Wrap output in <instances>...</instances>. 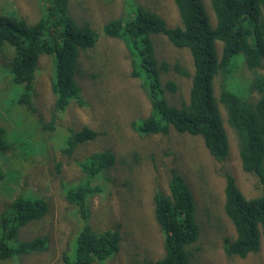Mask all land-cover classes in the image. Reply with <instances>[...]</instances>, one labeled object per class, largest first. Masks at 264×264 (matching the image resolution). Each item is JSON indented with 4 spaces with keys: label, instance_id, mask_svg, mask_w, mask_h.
<instances>
[{
    "label": "trees",
    "instance_id": "1",
    "mask_svg": "<svg viewBox=\"0 0 264 264\" xmlns=\"http://www.w3.org/2000/svg\"><path fill=\"white\" fill-rule=\"evenodd\" d=\"M172 1L180 25L167 26L156 12L134 0L127 14L106 22L101 31L123 42L130 56V74L141 80L150 101L148 116L132 123L139 135L174 131L199 137L210 156L221 163L229 153L225 122L231 129L241 169L256 176L261 185L256 197L246 198L231 176L225 179L223 209L235 237L223 239V251L228 258L243 259L257 254L264 244V0H207L214 25L203 0ZM43 3V16L34 23L26 22L14 10L0 9V74L9 79L13 93L4 112L17 127L11 135L8 127L0 124V181L6 179L3 167L11 158L10 151L26 156L24 149L31 153L34 143L36 154H46L50 149L58 158L71 157L76 148L96 141L101 134L86 125L61 123L72 102L82 104L76 80L77 58L81 51L95 46L99 35L88 23L79 24L68 14L67 0ZM153 35H162L174 48L186 50L193 73L159 62ZM41 56L55 58L50 82L54 101L48 120L36 107L35 78ZM238 65H245L252 76L231 87ZM169 71L191 79L187 100L180 105H170L165 97V92L176 91L173 81H161V75ZM220 76L216 97L213 84ZM221 110L226 113L225 121ZM115 161L110 149L93 152L78 162L80 183L61 181L60 194L80 221L60 251L61 264L100 263L118 252L120 230H96L89 221V201L105 191L103 181L108 180L106 173ZM56 169L59 172V164ZM22 194L0 212V261H7L4 263L17 264L25 256L45 253L49 248L48 233L34 234L30 240L20 238L24 229L47 220L51 211L45 196ZM152 206L162 233L163 255L154 262L145 259L143 264H196L195 243L200 233L196 205L189 185L176 169L170 172L167 193L156 188ZM70 220L76 223V219Z\"/></svg>",
    "mask_w": 264,
    "mask_h": 264
},
{
    "label": "rangeland",
    "instance_id": "2",
    "mask_svg": "<svg viewBox=\"0 0 264 264\" xmlns=\"http://www.w3.org/2000/svg\"><path fill=\"white\" fill-rule=\"evenodd\" d=\"M43 1L0 0V9L14 10L26 22L34 23L43 16ZM135 1L156 12L167 26L180 25L172 0ZM203 2L214 25L208 1ZM132 5L134 0H67L68 14L79 24L88 23L99 37L93 48L79 53L76 80L81 87L82 104L72 102L61 123L72 127L86 125L101 134L96 141L76 148L71 157L58 158L50 149L46 154H36L37 145L34 143L30 146L31 153L24 149V153L28 152L26 156H21L17 150L16 153H13L14 150L8 153L11 158L3 167L6 179L0 181V212L20 193L45 196L51 204L47 220L33 224L20 235L24 241L30 240L34 234L48 233V251L25 256L17 264H61L60 251L65 248L72 228L80 225V221L70 212L71 207L60 194V183L62 180L66 184L80 183L82 177L78 162L103 149H110L116 161L106 173L108 180L103 181L105 191L89 201V221L96 230H120L122 241L118 252L94 264H143L145 259L154 262L162 257V233L153 217L152 198L156 188L167 193L172 169H176L189 185L196 205L195 220L200 233L195 243L198 250L195 263H263L264 244L257 254L243 259L228 258L223 251V239L233 240L235 237L223 209L226 176L234 179L246 198L256 197L261 188L256 176L241 169L237 144L226 122L229 153L221 163L210 156L199 137L180 135L174 131L168 135H139L133 128L132 123L148 116L150 101L141 80L130 74V56L123 42L105 36L101 31L106 22L127 14ZM152 40L159 62H165L170 67L178 65L190 75L193 73L191 58L186 50L174 48L162 35H153ZM217 53L220 54V44H217ZM54 65V56H41L36 70V107L47 120L54 101L50 90ZM236 69L237 73L232 74L231 87L252 76L245 65H238ZM170 80L176 85V91L165 92L166 100L170 105H180L187 100L191 79L173 71L161 75L162 83ZM221 81L220 76L213 84L216 97ZM12 96L9 79L0 74V124L7 126L11 135L17 127L5 114L4 107ZM221 116L225 121L223 110ZM73 217L76 223L70 220H75ZM50 256L52 259H49ZM4 262L7 261H0V264H12Z\"/></svg>",
    "mask_w": 264,
    "mask_h": 264
}]
</instances>
